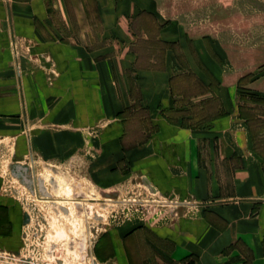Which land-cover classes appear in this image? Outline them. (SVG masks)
Wrapping results in <instances>:
<instances>
[{"label":"crops","instance_id":"1","mask_svg":"<svg viewBox=\"0 0 264 264\" xmlns=\"http://www.w3.org/2000/svg\"><path fill=\"white\" fill-rule=\"evenodd\" d=\"M169 7L0 0V142L28 176L92 150L89 172L104 189L137 181L180 214L109 229L100 262L264 264L263 104L245 106L228 49ZM258 88L264 97V79ZM191 109L207 125L187 124ZM28 223L0 176V250L18 253Z\"/></svg>","mask_w":264,"mask_h":264},{"label":"rangeland","instance_id":"2","mask_svg":"<svg viewBox=\"0 0 264 264\" xmlns=\"http://www.w3.org/2000/svg\"><path fill=\"white\" fill-rule=\"evenodd\" d=\"M168 5L170 13L180 17L187 28L223 43L241 78L239 94L246 97L245 106L252 105V99L263 94L258 86L264 79V0H168ZM256 80H261L259 85ZM248 83L255 84L248 87ZM192 89V93L198 90ZM259 106L263 113L264 104ZM191 111L193 117L186 119L187 124L207 125L203 113ZM10 147L8 140L0 142V176L5 192L23 204L29 223L21 250H0V264H112L96 257L97 243L106 231L127 223L171 224L180 216L169 215L162 200L140 182L125 180L117 188L104 189L89 172L87 158L96 155L92 150L62 164L36 163L35 176L29 174L36 184L28 186L13 174L15 161ZM60 181L72 185L78 195L83 193L78 199L87 196L88 205L78 208L66 202H41L47 193L49 198H69ZM59 233L66 238L61 240Z\"/></svg>","mask_w":264,"mask_h":264},{"label":"bare ground","instance_id":"3","mask_svg":"<svg viewBox=\"0 0 264 264\" xmlns=\"http://www.w3.org/2000/svg\"><path fill=\"white\" fill-rule=\"evenodd\" d=\"M60 182L62 184V187L65 188V191L68 192V197L69 198H67V199H56V198H49V197H47V198H40V199L38 198V199L41 202H44V203H52L54 205L55 204H63L64 202H66V203H72V204L76 205L78 208H80L81 206H84L85 207V206L88 205L87 202H90V200L87 199V196L84 197L85 199H78L77 197H79L83 193H81V194L78 195L76 193L74 187L72 185H70L68 182H66V181L65 182L60 181ZM59 235H60L59 237H60L61 240L66 238L61 233H59Z\"/></svg>","mask_w":264,"mask_h":264},{"label":"water","instance_id":"4","mask_svg":"<svg viewBox=\"0 0 264 264\" xmlns=\"http://www.w3.org/2000/svg\"><path fill=\"white\" fill-rule=\"evenodd\" d=\"M13 174L28 186H31L34 183L36 184V181H32L28 176L26 167H15V169L13 170Z\"/></svg>","mask_w":264,"mask_h":264},{"label":"trees","instance_id":"5","mask_svg":"<svg viewBox=\"0 0 264 264\" xmlns=\"http://www.w3.org/2000/svg\"><path fill=\"white\" fill-rule=\"evenodd\" d=\"M252 101L256 104H264V97L262 96H259V97H256V98H253ZM244 109V108H243ZM241 110H242V107H241ZM252 114V113H251ZM254 115H252L251 117H247L245 115V118H247V121L250 123V125H257V123L259 122V120H256L254 118H252Z\"/></svg>","mask_w":264,"mask_h":264},{"label":"built area","instance_id":"6","mask_svg":"<svg viewBox=\"0 0 264 264\" xmlns=\"http://www.w3.org/2000/svg\"><path fill=\"white\" fill-rule=\"evenodd\" d=\"M177 205H179V204H177ZM175 216H178V213H175Z\"/></svg>","mask_w":264,"mask_h":264}]
</instances>
